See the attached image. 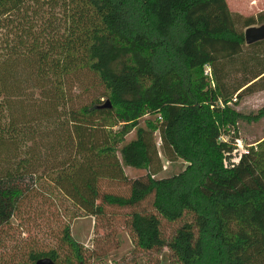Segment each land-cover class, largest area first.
<instances>
[{
    "label": "trees",
    "instance_id": "obj_1",
    "mask_svg": "<svg viewBox=\"0 0 264 264\" xmlns=\"http://www.w3.org/2000/svg\"><path fill=\"white\" fill-rule=\"evenodd\" d=\"M263 22L264 8L242 15L225 0H0V226L46 178L91 215L103 204L129 207L149 198L152 211L132 210L126 220L132 243L166 246L179 264H264V137L232 161L238 124L264 117V104L235 106L241 94L264 87L261 77L252 80L264 71V56L253 58L255 68L232 61L245 44L243 29ZM75 67L97 77L109 107L68 105ZM182 106L195 112L189 163L155 176L159 154L177 157ZM102 112L120 125L90 122ZM144 113L159 120L139 123ZM246 163L262 187L232 180ZM122 166L146 171L128 177ZM104 178L126 183L125 192L100 190ZM160 217L181 222L164 235ZM61 240L64 253L30 250L26 264L40 256L83 263L68 223Z\"/></svg>",
    "mask_w": 264,
    "mask_h": 264
},
{
    "label": "rangeland",
    "instance_id": "obj_2",
    "mask_svg": "<svg viewBox=\"0 0 264 264\" xmlns=\"http://www.w3.org/2000/svg\"><path fill=\"white\" fill-rule=\"evenodd\" d=\"M227 1L229 3L231 0ZM259 4L257 1L255 7ZM262 56H264V41L253 45L245 43L232 62L235 68L241 65L240 62L255 68L253 58H262ZM202 69L203 73L208 74L209 77L207 65H203ZM259 82L264 85V76ZM66 91L68 105L72 109H77L81 105H97L107 98L104 87L97 77L81 67H75L70 72ZM260 97H263V100ZM263 101L264 95L257 97L244 95L237 100L235 106L241 107L243 111H253ZM159 117L158 113H144L140 116L139 123H143L144 119L149 120L151 124L156 123ZM90 122H103L111 130L120 125L119 122L113 123V118L105 112L100 113L97 119ZM195 129L193 107L182 106L175 125L177 157L175 160H168L159 154L162 166L160 171L154 174L155 176L177 172L188 165L191 155L187 149V141ZM152 131L153 140L156 142L157 128H153ZM100 133L97 130L95 134L99 136ZM133 135L134 131L131 128L123 135L124 140ZM236 136L237 139H233V144L239 150L247 148L248 145H254L255 138L264 137V117L239 123ZM122 170L128 177L137 176L146 171L143 168L129 166H122ZM236 179L242 180L241 187L263 186L248 163L236 168V175L232 180L236 183ZM35 183L38 188L29 192L23 199H19L9 221L0 226V264H26L27 253L30 250L54 247L60 254L64 253L65 244L61 240V231L66 223L69 225L71 236L81 245L85 256L83 264H179L173 260L166 246L141 249L132 243L126 220L132 210L152 211L149 198L129 207L103 204L101 213L91 215L75 206L61 191L51 187L46 178L37 179ZM126 187V183H114L106 178L99 181L100 190L125 192ZM180 222V219L169 222L160 217L163 234L169 235Z\"/></svg>",
    "mask_w": 264,
    "mask_h": 264
},
{
    "label": "crops",
    "instance_id": "obj_3",
    "mask_svg": "<svg viewBox=\"0 0 264 264\" xmlns=\"http://www.w3.org/2000/svg\"><path fill=\"white\" fill-rule=\"evenodd\" d=\"M225 1H226V4H227L230 11L237 12V13L242 14V15L255 14L257 11L264 8V0H231L229 3L227 0H225ZM257 1L260 4L256 5V7H255V4ZM262 76H264V71L261 72L258 76H256L252 80L257 79V78L262 77ZM244 95H250L253 97L262 96V95H264V88H257V89L250 91V92L243 93L240 95L239 98H241ZM234 99H235V97H234ZM234 99H232V100H234ZM260 99L263 100V97H260ZM263 104H264V101L259 106H261ZM236 107L241 109V107H238V106H236Z\"/></svg>",
    "mask_w": 264,
    "mask_h": 264
},
{
    "label": "water",
    "instance_id": "obj_4",
    "mask_svg": "<svg viewBox=\"0 0 264 264\" xmlns=\"http://www.w3.org/2000/svg\"><path fill=\"white\" fill-rule=\"evenodd\" d=\"M263 37H264V22L258 25H248L243 29V40L245 43H250ZM98 106L109 107L110 106L109 99L106 98ZM33 264H55V263L48 256H40L34 260ZM69 264H83V263L79 261L78 263H69Z\"/></svg>",
    "mask_w": 264,
    "mask_h": 264
},
{
    "label": "built area",
    "instance_id": "obj_5",
    "mask_svg": "<svg viewBox=\"0 0 264 264\" xmlns=\"http://www.w3.org/2000/svg\"><path fill=\"white\" fill-rule=\"evenodd\" d=\"M232 99H234V96L232 97ZM152 134H153V131H152ZM157 135H158V140L154 143L156 145V147H159L160 145V137H159V133H158V130H157ZM221 137V136H220ZM223 138V137H222ZM237 138L235 137L234 140H236ZM237 146H238V143H236ZM236 145L233 146V149H232V161L234 163H236L238 161V159L240 158V155L242 153H245L247 152V148H242L241 150L238 149V147H235Z\"/></svg>",
    "mask_w": 264,
    "mask_h": 264
}]
</instances>
